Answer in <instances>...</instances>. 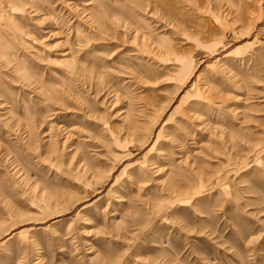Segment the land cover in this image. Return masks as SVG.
<instances>
[{
	"label": "rangeland",
	"instance_id": "rangeland-1",
	"mask_svg": "<svg viewBox=\"0 0 264 264\" xmlns=\"http://www.w3.org/2000/svg\"><path fill=\"white\" fill-rule=\"evenodd\" d=\"M0 264H264V0H0Z\"/></svg>",
	"mask_w": 264,
	"mask_h": 264
},
{
	"label": "bare ground",
	"instance_id": "bare-ground-1",
	"mask_svg": "<svg viewBox=\"0 0 264 264\" xmlns=\"http://www.w3.org/2000/svg\"><path fill=\"white\" fill-rule=\"evenodd\" d=\"M66 56V55H65Z\"/></svg>",
	"mask_w": 264,
	"mask_h": 264
}]
</instances>
